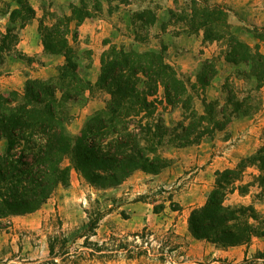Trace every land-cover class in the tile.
Returning a JSON list of instances; mask_svg holds the SVG:
<instances>
[{
	"label": "rangeland",
	"instance_id": "1",
	"mask_svg": "<svg viewBox=\"0 0 264 264\" xmlns=\"http://www.w3.org/2000/svg\"><path fill=\"white\" fill-rule=\"evenodd\" d=\"M14 1L0 0V36L10 27L9 14L18 8ZM200 1L219 7L230 31L264 56V0ZM22 2L35 16L0 61V93L21 91L26 80L55 79L64 58L44 51L41 33L59 22L67 23V40L77 52L80 76L86 82H96L105 51L124 46L162 53L167 64L196 85L198 113L203 111L202 98H222L221 85L232 72L223 61L216 63L218 74L207 87L197 84L203 62L219 55V45L204 42L201 32L183 31L182 25L170 19L169 13L180 14L190 0ZM148 11L151 16L143 17L144 25L140 16ZM82 13L86 18L77 23ZM259 96L264 98V81ZM105 99L86 94L82 102L71 105L68 130L72 136H77L85 119ZM160 112L166 122L179 116L177 111ZM263 144L264 106L251 118L234 120L225 132L206 137L198 145L165 152L169 165L157 175L137 171L120 186L95 190L70 170L66 185L58 186L39 210L0 229V241H6L0 264H264V236L253 238L247 246L221 249L193 240L187 225L190 212L205 204L217 174L235 168ZM63 165L68 166V161ZM235 186L247 192L228 194L225 205L251 207L264 220V173L248 168ZM95 222L92 231L88 225Z\"/></svg>",
	"mask_w": 264,
	"mask_h": 264
},
{
	"label": "trees",
	"instance_id": "2",
	"mask_svg": "<svg viewBox=\"0 0 264 264\" xmlns=\"http://www.w3.org/2000/svg\"><path fill=\"white\" fill-rule=\"evenodd\" d=\"M14 3L18 8L9 14L10 27L0 36L1 62L35 16L22 0ZM169 15L183 31L201 32L204 42L219 45V55L203 62L197 84L207 87L218 74L216 63L223 61L232 72L221 85L222 98H202L203 111L198 113L196 85L167 64L162 53L124 46H112L102 54L99 75L91 84L80 76L77 52L67 40V23L43 30L44 51L64 58L55 79L26 80L21 91L0 93V229L13 217L39 210L58 186L66 185L70 170L95 190L120 186L137 171L157 175L169 165L165 152L198 145L264 106L259 96L264 56L230 31L219 7L190 0L186 10ZM149 16L150 11L143 12L141 23L147 25L143 17ZM84 18L82 13L77 23ZM86 94L106 99L74 137L68 130L71 105L82 102ZM160 111H177L178 119L166 122ZM65 161L68 166L63 165ZM251 167L264 173V144L235 168L217 174L205 204L189 214L188 233L193 240L227 249L247 246L253 238L264 236V220L253 208L224 203L235 190L247 192L235 185ZM95 225L88 226L93 231Z\"/></svg>",
	"mask_w": 264,
	"mask_h": 264
},
{
	"label": "crops",
	"instance_id": "3",
	"mask_svg": "<svg viewBox=\"0 0 264 264\" xmlns=\"http://www.w3.org/2000/svg\"><path fill=\"white\" fill-rule=\"evenodd\" d=\"M28 216V215H27ZM26 216H18V217H13L11 218L9 221L10 223H12L13 221H15V219H20V218H25ZM144 217V215H143ZM151 219V216L150 215H147V221H150ZM142 221H143V218H142ZM148 226L150 227V223L148 222ZM196 242H199V241H196ZM6 247V241H0V252Z\"/></svg>",
	"mask_w": 264,
	"mask_h": 264
}]
</instances>
